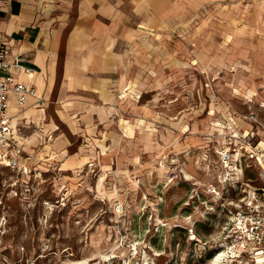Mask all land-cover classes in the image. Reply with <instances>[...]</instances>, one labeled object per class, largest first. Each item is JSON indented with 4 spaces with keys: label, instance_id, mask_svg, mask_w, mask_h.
<instances>
[{
    "label": "rangeland",
    "instance_id": "rangeland-1",
    "mask_svg": "<svg viewBox=\"0 0 264 264\" xmlns=\"http://www.w3.org/2000/svg\"><path fill=\"white\" fill-rule=\"evenodd\" d=\"M165 4L139 40L160 66L117 95L112 147L57 157L49 115L30 114L31 174L0 183V264H209L222 251L247 264L228 250L224 218L190 199L211 181L199 160L211 122L254 113L264 139V0Z\"/></svg>",
    "mask_w": 264,
    "mask_h": 264
},
{
    "label": "crops",
    "instance_id": "crops-1",
    "mask_svg": "<svg viewBox=\"0 0 264 264\" xmlns=\"http://www.w3.org/2000/svg\"><path fill=\"white\" fill-rule=\"evenodd\" d=\"M165 5V0H0V43L10 58L20 57L32 70L15 75V81L35 87L36 98L42 100L39 105L30 98L22 108L15 95L10 98L14 138L23 149L21 166L32 171L27 136L32 113L49 115L45 120L56 127L48 128V145L59 151L57 157L71 152L96 157L102 143L112 147L109 138L118 133L121 102L117 95L132 97L131 84L140 76L149 78V69L160 66L161 60L150 57L151 49L139 40L144 42L147 33L142 30L161 19ZM57 123L71 124L66 134ZM234 129L255 131L264 142L254 122L240 123L232 116L211 122L200 154L221 146L222 135ZM33 140L40 142L34 135Z\"/></svg>",
    "mask_w": 264,
    "mask_h": 264
},
{
    "label": "built area",
    "instance_id": "built-area-1",
    "mask_svg": "<svg viewBox=\"0 0 264 264\" xmlns=\"http://www.w3.org/2000/svg\"><path fill=\"white\" fill-rule=\"evenodd\" d=\"M11 55L0 43L1 185H4L6 173L11 178L31 174L20 164L23 149L14 138L11 96L15 95L22 108L30 98L42 105V100L36 98L35 87L15 81V75L31 74L32 70L21 64L20 57L10 58ZM248 120L255 122L256 117L250 115ZM17 133L20 134L19 129ZM20 140L26 138L20 135ZM199 160L209 168L211 181L201 193L194 188L195 194L190 199L192 208L204 210L208 216L216 214L224 218V229L229 232L226 243L232 256H244L247 264H264V142L255 131L234 129L222 135L221 146L207 149ZM253 168L256 171L251 172Z\"/></svg>",
    "mask_w": 264,
    "mask_h": 264
},
{
    "label": "bare ground",
    "instance_id": "bare-ground-1",
    "mask_svg": "<svg viewBox=\"0 0 264 264\" xmlns=\"http://www.w3.org/2000/svg\"><path fill=\"white\" fill-rule=\"evenodd\" d=\"M226 258H228V257H227V255H225V252H223V251L219 252V253H216L209 264H224V263H227L228 260H226ZM76 264H80V263L78 262ZM81 264H86V263L85 262H81Z\"/></svg>",
    "mask_w": 264,
    "mask_h": 264
},
{
    "label": "trees",
    "instance_id": "trees-1",
    "mask_svg": "<svg viewBox=\"0 0 264 264\" xmlns=\"http://www.w3.org/2000/svg\"><path fill=\"white\" fill-rule=\"evenodd\" d=\"M196 215H199V213H196ZM201 217V216H200ZM214 217V215H213ZM202 221V220H201ZM235 258V257H234ZM238 259H242V260H246L244 256H237L236 259L234 260H238Z\"/></svg>",
    "mask_w": 264,
    "mask_h": 264
}]
</instances>
